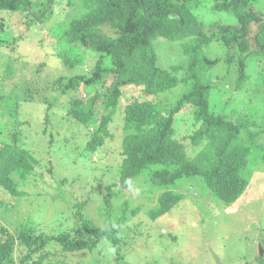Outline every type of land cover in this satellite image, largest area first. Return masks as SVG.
Listing matches in <instances>:
<instances>
[{
  "label": "trees",
  "instance_id": "obj_1",
  "mask_svg": "<svg viewBox=\"0 0 264 264\" xmlns=\"http://www.w3.org/2000/svg\"><path fill=\"white\" fill-rule=\"evenodd\" d=\"M62 1L66 3L63 19L47 26V34L63 44V48L56 46L55 51L58 57H63L64 65L76 66L80 72L69 78L68 89H61V93L69 95L70 90L82 87L86 98L72 97L68 101L66 115L85 127L80 156L71 157L73 162L70 164L76 166L80 161L88 162L90 153L102 146L107 138L111 139L109 125L113 126L115 120H119L122 160L116 168L118 183L115 181L104 187L106 196L102 197L100 205L104 214L102 227L95 226L80 214L86 200L70 205L75 211V223H80H76L77 228L73 227L71 232L56 236L36 235L33 227L16 220L18 233L13 234L6 225L0 224V264H14L16 258L22 264H42L61 252H90L101 241L118 247L123 240L120 232L129 208L128 201L119 202L121 192L141 182L148 183L145 189L152 195L157 192L153 196L154 206L147 210L153 220L184 199L179 188L185 183L200 184L214 203L226 209L244 194L254 167L264 159V145L260 142L264 135V120H251L241 112L226 110L229 100L238 103V93L253 95L260 90V85L256 88L247 85L249 73L246 68L249 57L264 58V13L257 7L264 0H211L212 10L231 15L235 23L220 24L218 21L208 26L195 12L203 0ZM55 3L59 1L0 0V33L8 29L13 34L24 27L26 32L28 29L34 31L37 24L53 13ZM13 14L16 18L11 17ZM10 18L17 21L16 26L10 27ZM6 24L9 25L7 29ZM106 26L113 34L107 35L101 30ZM24 36L17 38L21 40ZM157 37L183 41L181 49L188 56L187 66L158 67L153 48ZM5 42L0 36V54L12 44ZM211 43L222 47L225 55L212 58L207 54L206 49ZM84 50L97 55L88 73L82 70ZM12 60L7 65L9 68L17 62ZM219 62L225 63L226 73L215 76L214 69ZM24 63L22 73L19 71L15 76L16 68L8 72L5 66L4 79L0 81L1 87L7 86L8 91L11 90L2 94L1 88L0 104L4 103L2 98L6 95L13 100L11 105L15 108L14 115L8 116L9 122L3 121L9 124V131L3 140L0 139V188L6 196L26 200L30 186L34 184L35 187L31 196L38 191L40 183L48 187L45 178L53 172L48 159L40 160L41 164L36 160L35 165L27 162L23 155L27 151L26 140L32 134L44 136L47 139L45 147H53L51 154L63 144L59 145L51 132L39 131L23 119L26 114L34 113L30 108L24 111V106L37 103L46 115L51 108L44 95L47 85L38 84L31 73L33 66L38 72L44 63L31 65V69L27 62ZM232 64L235 68L229 75L227 68ZM109 78L111 82L107 84ZM261 83L264 84V68ZM56 84H61V78ZM132 87L139 94L133 93L120 105L124 91ZM175 89L178 90L173 96L177 98L166 102L165 107L159 106L157 96L171 94ZM222 96H226L225 100L217 103ZM187 112L191 114L195 129L186 137L177 138L176 116ZM6 138L11 142L8 143ZM13 149L20 150L15 161L7 155V150ZM47 193L45 196L49 198ZM35 203L40 205V201ZM0 207L4 209L3 216H9L17 209V206L10 208L1 199ZM117 210L121 212L115 216ZM137 211L138 208L132 213ZM250 264L258 263L251 260Z\"/></svg>",
  "mask_w": 264,
  "mask_h": 264
},
{
  "label": "rangeland",
  "instance_id": "obj_2",
  "mask_svg": "<svg viewBox=\"0 0 264 264\" xmlns=\"http://www.w3.org/2000/svg\"><path fill=\"white\" fill-rule=\"evenodd\" d=\"M58 1L59 3H55L53 6V13H50L48 19L44 18L41 24H37L34 31L28 29L26 32L24 27L23 30L18 28V31L11 34L12 32L7 29L9 25L6 24L7 30L0 33L3 40L12 42L6 49L1 50L0 81L4 79L2 74H4L5 66L8 72L16 68L13 75L15 76L19 71L22 73L24 62L28 63L30 69L31 65L44 63L38 72L33 66L31 73L34 81L44 87L47 85L44 95L51 104V108L46 115L43 108L37 103H33V106H24V111L30 108L34 110V113L26 114L23 119L30 121L33 127L39 131L46 129L51 132L53 137L60 142L59 145L63 144L61 149H56L53 151L54 154H51L53 147H45L47 139L44 136L32 134L26 140L28 148H25L28 154L25 152L23 155L27 162L35 165L34 161L36 160L37 163L38 161L40 163V160L47 161L48 159L53 165V172L45 178L48 180V187L40 183L37 186L38 191L33 192L34 195L31 196V191L35 187L34 184L30 186L26 192V200L11 195L6 196V192L0 188L1 201L3 200L4 204L10 208L17 206V209L9 216H3L4 209L0 207V224L6 225L13 234L18 233L16 220L27 227H33L36 235L48 233L56 236L64 232H71L73 227L77 228L76 223L79 222L75 223L76 216H73L75 211L71 209L70 205L82 200L87 202L81 208L80 214H83L95 226L102 227L104 225V221L102 224V215L104 214L100 205L102 197L106 196L104 187L106 184L109 185L117 181L116 168L122 160V133L119 120H115L114 125L108 127L111 139L107 138L102 146L91 152L88 162L80 161L76 166L70 164V161L73 162L71 157L77 156L81 152L85 127L72 121L66 115L68 101L72 97L81 100L86 98L82 96L85 94L82 87L70 90L72 92L69 95L61 93V89H68L69 78L79 75L80 70L76 66L70 68L64 65L63 57H58L55 51L57 47L63 48V44L57 43L55 37L47 34V26L56 24L63 19L66 3L62 0ZM257 7L264 13V3ZM212 8L211 0H203L202 5L195 9L196 14L206 26L211 22L218 21L221 22L220 24L235 23L231 15H223L215 12ZM14 15L11 17L16 18ZM17 17L20 16L17 15ZM10 20V27L17 25L16 20L14 21L12 18ZM110 29L107 26L101 28L107 35L113 34ZM19 35L25 36L18 40ZM182 43L181 40L171 41L157 37L153 41L156 65L163 69H169L172 66H187L188 56L182 52ZM61 50H59V55L63 54L60 53ZM206 51L212 58H221L225 55V50L216 43H211ZM84 52L86 54L85 65L82 66V70L88 73L97 55L93 51L84 50ZM76 54L74 53V55ZM12 59L17 62L9 68L7 65L13 61ZM248 63L249 66L246 68L249 73L247 85L253 88L260 85V90L253 92V95L238 93V103L229 100L226 110L241 112L251 120H264V84L261 83L264 58L249 57ZM28 66H25V69ZM233 67L232 64L227 68L228 73L234 70L235 67ZM214 71L213 75L215 76L224 75L226 73L225 63L218 64ZM27 75L30 76L29 72ZM59 78H61V84H56V80ZM229 79L232 78L229 77ZM107 81L109 84L111 79L109 78ZM1 88L4 90L2 94L11 92V90L8 91L7 86L1 87L0 85V90ZM225 88L232 89L227 86ZM177 90L175 89L171 94L164 93L165 96L158 95L156 98V101L160 103L158 105L165 107L166 102H173L177 98L173 96ZM133 93L139 94L133 87L126 88L120 105ZM225 97H220L216 102L220 103L225 100ZM2 101L4 103L0 104L1 140L8 135L9 131V124H5L3 121L9 122L8 116H13L15 111L11 105L13 100L8 99L5 95ZM37 108L38 111H36ZM227 119L229 120L230 117ZM192 123L193 119L189 112L181 116L178 114L174 124L177 132L176 137L181 138L189 135L195 129ZM6 141L11 142L7 138ZM184 141L188 143L187 139ZM260 142L264 145V135ZM189 149L187 148V150ZM19 152L18 149L7 150V155H11L12 160L15 161ZM189 152L194 154L192 150ZM251 177L249 187L244 194L235 204L226 209L220 208L217 203H214L200 184L185 183L179 188V192L184 194V199L156 220L151 219L147 210L149 211L154 206L153 196H156L157 192L154 195L149 193L148 189H145L148 186L147 182H141L139 185L137 183L134 187L123 189L121 192L119 202L128 201L129 208L125 213L126 222L120 232L123 240L118 247L101 241L90 252H76L75 254L61 252L53 258L45 260L42 264H250L251 260H255L258 264H264V159L256 164ZM113 178L114 180H112ZM61 181L64 182L63 185ZM45 192H48L50 199L46 198ZM38 193L39 196H37ZM58 195L60 198L57 197ZM35 201H40V205ZM136 208L138 211L132 213ZM120 212L117 210L115 216ZM54 247L59 248L58 246ZM23 254L24 252H22ZM14 264L22 263L19 258H16Z\"/></svg>",
  "mask_w": 264,
  "mask_h": 264
},
{
  "label": "clouds",
  "instance_id": "obj_3",
  "mask_svg": "<svg viewBox=\"0 0 264 264\" xmlns=\"http://www.w3.org/2000/svg\"><path fill=\"white\" fill-rule=\"evenodd\" d=\"M82 96H83V98L85 97L84 94H83ZM47 119H48V118H47Z\"/></svg>",
  "mask_w": 264,
  "mask_h": 264
}]
</instances>
